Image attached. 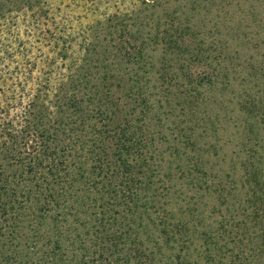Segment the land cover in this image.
Masks as SVG:
<instances>
[{
    "label": "trees",
    "instance_id": "obj_1",
    "mask_svg": "<svg viewBox=\"0 0 264 264\" xmlns=\"http://www.w3.org/2000/svg\"><path fill=\"white\" fill-rule=\"evenodd\" d=\"M45 4L29 2L18 12L0 5V264H199L192 260L196 239L205 243V264H264V179L256 155L244 167V217H227L224 189L213 187L222 203L205 209V235L198 234V209L177 220L158 200L169 190L144 155L152 139L142 124L150 112L142 77L130 76L129 86L145 109L138 119L115 97L123 77L95 78L90 62L78 75L79 61L53 78V64L31 57L35 45L54 37L41 35L36 14ZM20 23L31 33L24 35ZM91 135L99 136L92 148ZM92 205L101 210L88 217ZM34 207L53 223L44 237L34 229L38 239L24 255L13 220L24 209L37 217ZM68 217L74 226L63 231ZM177 247L178 254L169 253Z\"/></svg>",
    "mask_w": 264,
    "mask_h": 264
},
{
    "label": "rangeland",
    "instance_id": "obj_2",
    "mask_svg": "<svg viewBox=\"0 0 264 264\" xmlns=\"http://www.w3.org/2000/svg\"><path fill=\"white\" fill-rule=\"evenodd\" d=\"M29 2L46 3L36 16H42L41 35L50 31L54 37L35 45L31 57L53 64V78L79 61L78 75L90 62L95 78L106 72L123 77L115 97L132 112L129 118L138 119L145 109L129 86L130 76L142 77L150 107L142 124L152 139L144 155L156 180L168 187L169 196L158 194L166 210L187 221L188 208L198 209V234H204L205 209L222 203L212 189L221 187L227 217H244L249 156L256 155L264 179V0H0V5L18 12ZM20 29L31 33L26 24ZM89 137L92 148L99 136ZM111 144L105 145L110 154ZM100 210L89 206L87 215ZM19 213L13 221L26 255L38 239L34 229L44 237L53 222L40 219L37 207V217L29 209ZM67 219L63 231L74 226V218ZM193 251L192 260L205 264L204 241L196 239ZM169 253L178 254L179 247Z\"/></svg>",
    "mask_w": 264,
    "mask_h": 264
}]
</instances>
